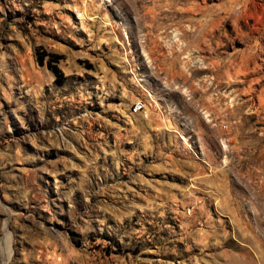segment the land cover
Returning a JSON list of instances; mask_svg holds the SVG:
<instances>
[{
  "label": "rangeland",
  "instance_id": "obj_1",
  "mask_svg": "<svg viewBox=\"0 0 264 264\" xmlns=\"http://www.w3.org/2000/svg\"><path fill=\"white\" fill-rule=\"evenodd\" d=\"M0 264H264V0H0Z\"/></svg>",
  "mask_w": 264,
  "mask_h": 264
},
{
  "label": "trees",
  "instance_id": "obj_2",
  "mask_svg": "<svg viewBox=\"0 0 264 264\" xmlns=\"http://www.w3.org/2000/svg\"><path fill=\"white\" fill-rule=\"evenodd\" d=\"M49 56H50L49 58L50 68L54 71L56 75L62 76L63 72L58 65L59 61L62 59V56L56 53H50Z\"/></svg>",
  "mask_w": 264,
  "mask_h": 264
},
{
  "label": "built area",
  "instance_id": "obj_3",
  "mask_svg": "<svg viewBox=\"0 0 264 264\" xmlns=\"http://www.w3.org/2000/svg\"><path fill=\"white\" fill-rule=\"evenodd\" d=\"M143 108V104L141 102L137 103V108L134 111L141 110Z\"/></svg>",
  "mask_w": 264,
  "mask_h": 264
},
{
  "label": "bare ground",
  "instance_id": "obj_4",
  "mask_svg": "<svg viewBox=\"0 0 264 264\" xmlns=\"http://www.w3.org/2000/svg\"><path fill=\"white\" fill-rule=\"evenodd\" d=\"M137 108V106L135 107V109Z\"/></svg>",
  "mask_w": 264,
  "mask_h": 264
}]
</instances>
